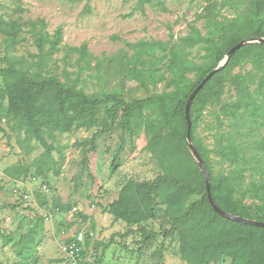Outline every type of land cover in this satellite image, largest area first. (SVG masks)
<instances>
[{
    "label": "trees",
    "instance_id": "16d2710c",
    "mask_svg": "<svg viewBox=\"0 0 264 264\" xmlns=\"http://www.w3.org/2000/svg\"><path fill=\"white\" fill-rule=\"evenodd\" d=\"M206 1L197 15L205 19V33L190 23L188 33L176 40L170 34L168 40L141 39L127 43L133 54L128 58L130 66L126 71L138 82L146 79L152 87L165 83L161 91L129 100L119 91L88 93L79 86L82 69L89 64L85 43L72 48L84 61L74 78L62 80L48 72V61L62 41L61 26L50 34L45 30L43 18L24 22L6 19L0 12V40L6 52L21 42L19 36L25 24L33 33L37 48L33 55L35 60L30 63L8 61L6 55L2 59L5 64L0 66L4 89V94L0 93V132L5 135L8 128L22 130L28 140L43 148L32 162L23 166L16 164L18 172H11V168L5 171L14 183L27 180L33 175L28 174L32 168L43 178L50 171L59 175L64 155L54 158L52 152L57 147L49 141L55 138L58 126L66 132L100 126L91 139L75 144L80 147L81 167L86 171H89L87 153L94 148V139L99 133L110 129L119 131L117 156L126 144V136L131 140L143 129L147 135L146 146L160 159L163 173L152 180L128 179L117 197L103 208L114 220L124 221L130 227L122 235L137 230L139 242L151 244L159 232L148 229L145 222L158 217V199L171 198L167 212L170 226L164 228V237L176 232L179 224L192 214L202 217L196 228L194 250L183 256L188 264H218L225 259L229 264H264V226L225 218L209 204L204 176L187 148L184 116L189 94L233 45L245 38L264 37V0H247L246 3L245 0H223L218 9L231 6L235 10L234 17H218L220 11L217 12L214 1ZM160 2L135 0V8L144 13L147 4ZM193 48L203 52L199 62L190 57ZM245 61H250L259 71L257 80L252 71L233 73V69ZM227 85L232 86L234 98L224 102L222 96ZM206 110L216 120L212 140L208 143L197 135ZM189 116L191 141L207 167L210 192L216 204L229 213L264 222V44L246 43L235 50L227 64L195 94ZM14 202L27 203L20 199ZM71 209L68 204L57 206L61 213ZM78 217L86 218L82 214ZM44 223L45 216L34 212L32 217L23 218L15 234H0L2 245L13 243L14 253L13 261L0 258V264H37ZM87 229L92 230V227L89 225ZM88 231L85 245L92 238ZM113 242L111 236L107 242L94 244L97 250L101 246L97 262L101 263Z\"/></svg>",
    "mask_w": 264,
    "mask_h": 264
},
{
    "label": "rangeland",
    "instance_id": "374dc122",
    "mask_svg": "<svg viewBox=\"0 0 264 264\" xmlns=\"http://www.w3.org/2000/svg\"><path fill=\"white\" fill-rule=\"evenodd\" d=\"M160 1L154 5L147 4L144 13H141L135 8V0H0V12L6 19L24 22L43 18L46 23L45 30L50 34L61 26L62 41L48 61L46 68L48 72L62 80L66 77L74 78L81 66L83 68L84 61H81L79 52L72 48L85 43L89 53L87 57L89 64L82 69L79 86L88 93L103 90L119 91L129 100L161 91L165 88V83L159 82L157 86L152 87L146 79L138 82L131 72L126 71L130 66L128 58L133 54L127 43H135L141 39L168 40L170 34H173L176 40L188 33L190 23L205 33V19L198 18L197 15L207 4L206 0ZM213 1L217 6V12L220 11L218 17L235 16V10L231 6L218 9L223 0ZM28 28L27 24L23 26L19 36L21 42L7 52L0 40V66L5 64L2 60L5 55L8 61L20 60L24 64L35 60L33 55L37 48L33 33ZM201 53L203 52L199 53L193 48L190 57L199 62ZM239 71L243 73L252 71L256 73L255 79L258 78L259 71L253 68L250 61H245L233 69V73ZM189 76L193 77V74ZM0 93L4 94L1 76ZM233 98L234 90L232 86L227 85L222 100L228 102ZM204 113L197 135L208 143L212 140L211 134L215 129L216 120L209 110ZM99 129L100 126H93L90 129L76 128L66 132L60 126L56 127L55 138L49 141L57 147L52 152L54 158L58 159L59 154L64 155L60 174L54 175L50 171L46 178H43L35 174L34 168L30 169L28 174L33 175L28 179L35 175L38 181L48 184L51 193H42L35 183L32 186L33 194L27 203L22 204L14 202L15 197L12 195L14 180L5 169L11 168V172H18L17 167H14L16 164L23 166L32 162L43 152V148L28 140L22 130L8 128L5 135L0 132V234L10 236L15 234L18 224L24 217L30 218L34 212L42 215L44 208L53 214V222L61 223L62 226L64 218L57 210V206L80 205L83 210L93 205L89 213L83 211L79 213L86 217L82 224L89 218V225L94 233V237L85 245L82 264H102L103 259L101 263L97 262L101 246L99 245L97 250L94 244L107 242L111 236L114 242L105 251L106 264H188L183 256L190 255L194 250L197 224L202 220L200 215L192 214L179 224L176 232L164 237V228L170 226L167 212L170 210L172 200L158 199V217L145 222L148 229L159 232L150 244L139 242L140 233L137 230L122 235L130 227L124 221L114 220L103 210L117 197L118 191L128 179L152 180L163 173V168L160 159L147 148V135L143 129L138 130L131 140L126 136V144L117 156L115 152L120 143L119 131L110 129L95 137L94 148L87 153L89 171L82 170V154L80 147L75 144L77 141L91 139ZM55 197H58L56 201ZM11 244L13 243L2 245L0 237V258L3 261L14 259ZM41 253L37 264H66L57 245L53 250H42ZM218 264H229V261L225 259Z\"/></svg>",
    "mask_w": 264,
    "mask_h": 264
},
{
    "label": "built area",
    "instance_id": "2783aa9c",
    "mask_svg": "<svg viewBox=\"0 0 264 264\" xmlns=\"http://www.w3.org/2000/svg\"><path fill=\"white\" fill-rule=\"evenodd\" d=\"M38 184L39 189L42 193L49 194L51 193V189L47 183L42 181H38L36 177L32 176L28 180L16 181L12 186V195L15 199L25 200L28 202L31 197L32 186L34 184ZM93 205L91 208L93 209ZM78 207L74 206L70 210L73 214L78 213ZM51 217V213L47 211L45 215V219ZM78 222L81 223V219L78 217ZM82 224V223H81ZM89 223L83 224L80 227L76 228L73 231L67 232L63 230L61 232L62 242L59 244V250L62 253V259L66 264H82L83 261V251L85 248V239H86V231H88ZM88 235L94 237V233L89 230Z\"/></svg>",
    "mask_w": 264,
    "mask_h": 264
},
{
    "label": "water",
    "instance_id": "95a60500",
    "mask_svg": "<svg viewBox=\"0 0 264 264\" xmlns=\"http://www.w3.org/2000/svg\"><path fill=\"white\" fill-rule=\"evenodd\" d=\"M262 43L264 44V37L263 36H259V37H249V38H245L240 40L239 42H237L235 45H233L228 51L227 53L224 55V57L222 58V60H220L217 64V66L215 68H213L210 72H208L204 78H202V80L199 82V84L192 90V92L189 94L186 102H185V106H184V116H185V120L187 123V134H186V142H187V148L189 149L192 157L194 158V160L197 163L198 168L201 170L203 176H204V183H205V189H206V193H207V198L209 201V204L211 205V207L221 216L225 217V218H229L232 220H236V221H240L243 223H250V224H254V225H258V226H264V222L263 221H259V220H254V219H250V218H245L239 215H235L232 213H229L223 209H221L216 202L214 201L211 192H210V181H209V173L207 170V167L203 161V159L201 158L200 154L198 153L197 149L195 148L194 144L191 141V137H190V127H191V120H190V116H189V108H190V104L195 96V94L199 91V89L204 85V83L215 73L217 72L219 69H221L222 67H224L230 56L235 52V50H237L240 46L246 44V43Z\"/></svg>",
    "mask_w": 264,
    "mask_h": 264
},
{
    "label": "crops",
    "instance_id": "0c3cea01",
    "mask_svg": "<svg viewBox=\"0 0 264 264\" xmlns=\"http://www.w3.org/2000/svg\"><path fill=\"white\" fill-rule=\"evenodd\" d=\"M75 206H77V205H75ZM77 207L79 209L77 214H73L70 210L67 211V212L62 213L63 214V218H64L62 226H61V223H59V224L57 223L56 224L55 222H53L54 216H53L52 213H51V217H49L48 219H45L44 231H43L44 232V236H43L42 242L38 246V255L39 256L42 255V253H41L42 250H44V251L53 250L55 245H57V247L59 249V244L63 240L62 235H61V232L63 230H66L67 232H70V231H73L76 228L80 227L81 225H83V224H81L82 222L81 223L78 222V215H79L80 211H83L85 213H89V211L92 210V208L91 207L90 208L89 207L88 208L85 207L82 210V207L80 208V205L77 206ZM42 214L44 216L47 214V211L45 210V208L42 210ZM106 214H109V213L106 212ZM87 223H89V218H88V221L86 223H84V224H87ZM67 226H68V228H66ZM104 256L105 257H103L104 261L102 262V264H106V261H107L106 260V255H104Z\"/></svg>",
    "mask_w": 264,
    "mask_h": 264
}]
</instances>
